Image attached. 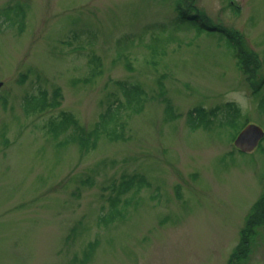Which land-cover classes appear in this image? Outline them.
I'll list each match as a JSON object with an SVG mask.
<instances>
[{
	"label": "rangeland",
	"instance_id": "rangeland-1",
	"mask_svg": "<svg viewBox=\"0 0 264 264\" xmlns=\"http://www.w3.org/2000/svg\"><path fill=\"white\" fill-rule=\"evenodd\" d=\"M181 9L224 34L175 29ZM263 80L264 0H0V264H227L264 187V138L251 153L233 146L246 124L264 130ZM119 81L142 91L141 108L118 114L119 137L64 143L94 130ZM57 89L56 105L27 109ZM198 108L215 116L192 129ZM60 112L78 130L52 135ZM128 178L141 188L104 226ZM246 264H264V228Z\"/></svg>",
	"mask_w": 264,
	"mask_h": 264
},
{
	"label": "trees",
	"instance_id": "trees-1",
	"mask_svg": "<svg viewBox=\"0 0 264 264\" xmlns=\"http://www.w3.org/2000/svg\"><path fill=\"white\" fill-rule=\"evenodd\" d=\"M23 14V9H20ZM9 11H11V7H6L2 10V14L7 18L6 20H9ZM199 14L190 13L188 10L181 9L179 12V18L174 22L175 29L179 28L182 25L190 24L197 26L199 29L207 30V31H217L220 34L224 32L221 28L215 25H211L207 19ZM202 17V18H201ZM23 16L20 20V23H22ZM12 20H10L11 22ZM161 29L165 30L164 25H160ZM231 33V32H230ZM224 34V33H223ZM237 34V32H236ZM231 35V36H230ZM226 34V38L229 39V42L231 43L232 39L236 40V36H233L232 34ZM157 37H154L153 39H156ZM249 60V59H248ZM244 62L246 64L249 63V61H246L244 59ZM250 64V63H249ZM248 64V65H249ZM254 68V67H253ZM118 90L120 91V94L116 95V93L112 96V101L107 105L105 112L101 115L99 122L97 123L94 130L91 132L84 133L83 130H80L78 132L73 131L70 132L66 138L64 139V143L77 141V144L83 148L84 150H89L92 147L95 146V143L97 142V138L99 135L104 132L108 136H110L112 139H116L119 137V134L115 132V129L113 128L114 125L117 126V118L118 114L120 113L123 108L125 109H134L138 110L141 108L142 101V91L138 86L135 84H128L125 81L122 82H116ZM264 83V80H263ZM59 97V90H55L53 92V96L51 98L52 101L47 103V95L46 92L40 91L36 95H30L25 98V103L27 109L29 107H32V109H35L36 107H40L41 109L47 106H53L56 105V101ZM120 100H125V102H121ZM226 109V115L229 118H235L238 115V109L231 103H227L224 105ZM172 111V107L169 103V101H166V113H170ZM215 110L205 111L203 108H198L191 110L189 112L188 121L191 125L194 121V116L198 117H213L215 116ZM47 127L49 132L54 135L58 136L59 134L66 133L69 129L73 128L74 130H78L76 126V122L74 117L69 112H60L57 117H52L47 123ZM192 129L198 128V125L192 124ZM89 147V148H88ZM142 179L140 178H128L124 179L115 187V193L114 197L109 200V209H107L106 212H104L100 217L99 221L102 222L104 226L111 223L117 216L121 215L123 209L125 206L128 205V202L123 205L121 209H118V196L122 195L125 192H128L130 189L135 187L136 191H139L142 184ZM260 228H264V187L263 192L261 193L260 197L254 202L252 205V208L250 212L245 216L244 219V225L239 231V242L233 249L230 257L228 258L227 264H246V260H248L250 253L253 248L254 240L257 235V231ZM90 249L94 248V245L92 243L88 244ZM88 256L85 257L84 261H86Z\"/></svg>",
	"mask_w": 264,
	"mask_h": 264
},
{
	"label": "water",
	"instance_id": "water-1",
	"mask_svg": "<svg viewBox=\"0 0 264 264\" xmlns=\"http://www.w3.org/2000/svg\"><path fill=\"white\" fill-rule=\"evenodd\" d=\"M263 137L264 131L261 127L255 124H248L237 134L233 144L239 151L250 153L258 146Z\"/></svg>",
	"mask_w": 264,
	"mask_h": 264
}]
</instances>
